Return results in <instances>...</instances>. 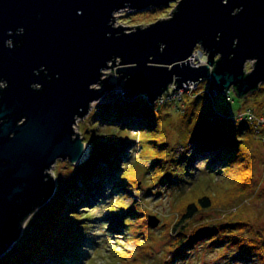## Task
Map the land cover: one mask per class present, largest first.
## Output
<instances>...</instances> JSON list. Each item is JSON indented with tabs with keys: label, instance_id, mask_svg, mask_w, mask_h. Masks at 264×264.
<instances>
[{
	"label": "water",
	"instance_id": "1",
	"mask_svg": "<svg viewBox=\"0 0 264 264\" xmlns=\"http://www.w3.org/2000/svg\"><path fill=\"white\" fill-rule=\"evenodd\" d=\"M171 1L167 18L114 25L120 9ZM197 47L206 63L191 62ZM113 69L129 99L208 79L244 97L264 82V0H0V255L54 193L56 160L79 163L74 124L114 88Z\"/></svg>",
	"mask_w": 264,
	"mask_h": 264
},
{
	"label": "rangeland",
	"instance_id": "2",
	"mask_svg": "<svg viewBox=\"0 0 264 264\" xmlns=\"http://www.w3.org/2000/svg\"><path fill=\"white\" fill-rule=\"evenodd\" d=\"M175 5L176 2L171 1L169 5L120 9L115 12L114 25L146 26L169 17ZM252 65L253 62H247V71L252 69ZM113 70L114 74L109 78L110 83L115 84L114 88L107 91L101 99L91 102L88 113L77 118L74 129L89 144V155L92 151L93 156L95 150L99 148V142H111L113 134L120 135L121 137L118 136L117 139L120 138L127 143L124 142L126 145L123 153H119L120 159L116 162L118 169L112 171L110 176L106 175L103 181L97 178L96 184L100 183V186L93 183L88 191H79L72 199H67L76 206L66 208L69 214L65 217L86 219L71 224L76 225L77 233L68 234L65 231L71 241L65 243L70 259L64 258L58 262L51 260L44 264H167L163 261L169 238L167 232L171 225L180 219V214L184 212L187 204L191 202L198 204L197 199L202 195H209L212 205L208 209L198 207V212L186 225L187 233L206 227L216 230L232 222H242L248 226H236L232 232L233 237L239 239L257 236V243H264V142L262 140L261 142L257 135L255 138L252 133L255 124L237 118L238 113L247 109L260 110L259 101L264 99V82L258 89L244 97H238L233 88L222 92L212 82L213 96L203 93L198 100L196 106L202 112L227 116L236 121L235 126H241L243 123L250 126L245 127L237 137L242 141L241 147L245 150L246 158L241 160L239 157L236 159V162L240 159L238 163L226 169L223 164H217V161L216 164L209 165L208 155L196 157L192 166H189L190 161H183L184 156L191 152L189 141L193 139L198 124L197 114L188 115L193 108L191 101L195 98L193 95L196 92L209 87L205 81L200 83L199 89L197 84L193 89L185 87L175 91L176 93H172L176 84H170L168 91L171 92L166 91L165 95L163 94L164 101H157L159 98L155 101L163 105L168 103L158 106L159 111L147 109L152 115L149 119L154 123V128H140V124L136 122L134 126L124 128L119 133L120 129L114 130L115 128L103 122L99 123L98 118H95L102 105L113 101L114 104L123 107L140 104V107L145 109L146 100L142 95L126 98L124 80L116 74L115 69ZM111 71V68L105 69L104 77ZM119 79L120 84L117 83ZM93 86L100 87L99 84ZM89 155L80 163H71L68 159L62 158L56 160L49 169L56 182L54 193L27 217L21 235L0 257L7 256L13 249L29 247L32 238H35L39 229L43 227V211L45 212L43 209L54 198L58 184L64 182L66 185L69 182L74 187L77 183L71 179L82 174L84 169L92 168V164L87 163ZM211 160L210 162H213V158ZM248 163L250 166L246 165ZM128 172L136 174L142 189L125 186L129 189L125 191L119 186V178ZM240 174L247 179L251 178V181L242 183L244 176ZM77 180L79 184L82 183L81 178ZM160 180L166 183L155 188ZM152 185L153 188L147 193L144 188ZM135 201L140 202L142 208L148 211L137 218H140V221L136 222L129 214L115 208L120 202L129 205ZM148 215L158 217L157 226L152 227L149 224ZM129 218L132 220L129 221ZM210 241L197 245L172 264H264V260L261 261L256 256L243 254L244 249H237L234 245L230 247L227 243L220 245V236L212 239V246ZM24 255L27 256L28 253L24 252ZM13 261V258L10 259V264H17ZM35 261L32 263L21 261L24 263L19 264H38V261ZM7 262L9 264V261Z\"/></svg>",
	"mask_w": 264,
	"mask_h": 264
},
{
	"label": "trees",
	"instance_id": "3",
	"mask_svg": "<svg viewBox=\"0 0 264 264\" xmlns=\"http://www.w3.org/2000/svg\"><path fill=\"white\" fill-rule=\"evenodd\" d=\"M204 81L209 87L205 88L201 92H196V94L193 95L195 98L191 101L193 108L188 115L197 114L198 124L196 126L197 129L193 139H190L189 141L191 152L184 156L183 161H190L189 166H192L196 157L199 155L202 157L208 155L210 156L209 165L216 164L217 161V164H223L226 169L229 166L230 169L235 165V163L240 161L239 159V161L236 162V159L241 157V160H244V158H246L245 150L241 147L242 141L237 137L243 132L245 127L248 128L250 126H247L245 123L241 124V126H235L236 121L227 116L217 113H215V115H211L208 112L204 113L201 109H197L196 105L203 93L213 96L210 82L208 83V81ZM201 82L198 83L197 89H199ZM142 97L146 100L145 109H142L140 104L134 107H123L121 105L114 104L112 101L102 105L100 111L95 114V118H98L99 123L103 122L105 125L115 128L114 130L120 129V131H118L119 133L124 128L134 126L136 122L140 124V128H154V123L151 119H149L152 115L148 113L147 109L159 111L160 108H158V106H164L168 102L164 103V105L160 103L158 104L157 102L149 103L148 99L144 95H142ZM259 106L260 108L264 106V99L259 101ZM161 116L162 115H160V117ZM251 131L256 138L257 134L255 133V129H252ZM118 136L121 137L120 135L113 134L110 138L111 142H99V148L95 150L96 153L94 156L92 155V151L90 152V158L87 163L90 162L92 164V168L89 170L84 169L82 174L80 173V175L71 179L73 182L77 183L74 187L70 185L69 182L66 185L64 182H60L58 184L57 192L55 193L54 198L51 199L49 204H47L43 209L45 210V212L43 211V227L39 229L38 235L35 238H32L29 247L25 246L13 249L7 256L0 257V264H7V261H9L10 264V259L12 258L14 259L13 262H17V264L21 261H29L32 263V261L36 260L38 261V264H44L46 262H50L51 260H57L58 262L63 261L64 258L70 259L65 243H71L68 238V234L78 232V230H75L77 228L75 227L76 225L71 224L80 223V221L86 218L78 220L74 219V216L65 217L69 214L68 211H66V208H74L76 206L68 202L69 200L67 199H72L74 196L79 194V191H88V189L91 188L90 185L93 186V183L96 184V182H98L97 178H100L103 181V178H105L106 175L109 174L110 176L112 171L118 169V163L116 162L120 159L119 153H123V150L125 149L124 145L127 143L126 141H122L120 138L117 139ZM259 140L261 141V139ZM124 142L126 143L124 144ZM212 158L213 162H210ZM164 161L166 162V160ZM240 165L241 164H239V166ZM246 165L250 166L249 163ZM79 178H81V184L78 183L77 179ZM119 181V186L125 191H129V189L125 186L143 188L139 185L140 179L138 177L136 178V174L134 175V173L128 172L127 174H124L119 178ZM242 181V183H245L246 181L250 182L251 178L247 179V177L244 176ZM165 183L166 182H164V180H160V183H158L155 188ZM96 185L100 186V183H97ZM152 188L153 185L144 189L148 193ZM146 192H144L145 196H147ZM197 200L198 204H195L194 202L187 204L184 212L180 214V219L175 221V223L171 225L170 230L167 232L169 238L167 240L166 257L163 260L165 263L172 264L175 260L183 258L186 252L193 250L197 245H200L207 240H211L210 245L212 246V239L216 236H220V245L223 243H227L230 247L234 245L237 249H244L242 252L243 254L248 253L249 256H256L259 260H264V243H257V236L249 238L240 237L239 239L237 237H233V229L238 225L248 226L246 223L232 222L227 225L220 226L216 230L206 227L187 233L186 225L198 212V207L208 209L212 205L209 195H202ZM80 201L82 202V200ZM120 203L119 205H115V208L117 207L120 212L129 214V216L132 217V219H135L136 222L140 221V218L137 219L138 217L148 212L145 208H142L140 202L135 201V203L132 202V204L129 205H125L124 203H121L120 205ZM132 219L129 218L128 220L131 221ZM143 220L145 221L146 219ZM237 228L240 230L239 227ZM65 231H67L68 234ZM225 233H229L231 235ZM252 233L254 234V232ZM216 244L217 243H215V246ZM24 252L28 253V255H24Z\"/></svg>",
	"mask_w": 264,
	"mask_h": 264
},
{
	"label": "built area",
	"instance_id": "4",
	"mask_svg": "<svg viewBox=\"0 0 264 264\" xmlns=\"http://www.w3.org/2000/svg\"><path fill=\"white\" fill-rule=\"evenodd\" d=\"M191 61L197 65L205 63L206 62L205 52L199 47L195 48L191 56ZM208 81L210 82V84L212 83L211 80H208ZM194 86L196 85H194L193 83H190L189 86H187L186 88L193 89ZM164 95L160 97L157 101L163 102ZM168 95L169 94H167V96ZM228 98L232 100L230 95H228ZM237 118L242 119V120H248L252 122L253 124H255L254 126L255 133L257 134V137H259V139H261L264 142V106H262L259 111H256L255 109H247L243 112H240L237 114Z\"/></svg>",
	"mask_w": 264,
	"mask_h": 264
},
{
	"label": "bare ground",
	"instance_id": "5",
	"mask_svg": "<svg viewBox=\"0 0 264 264\" xmlns=\"http://www.w3.org/2000/svg\"><path fill=\"white\" fill-rule=\"evenodd\" d=\"M192 62V61H191ZM193 63V62H192ZM253 91H255V90H253ZM89 150H90V146H89V144H85V146H84V152H83V156H82V158L80 159V161H79V163L80 162H82L84 159H86L87 157H88V155H89ZM24 226V225H23Z\"/></svg>",
	"mask_w": 264,
	"mask_h": 264
},
{
	"label": "crops",
	"instance_id": "6",
	"mask_svg": "<svg viewBox=\"0 0 264 264\" xmlns=\"http://www.w3.org/2000/svg\"><path fill=\"white\" fill-rule=\"evenodd\" d=\"M256 110V109H255ZM259 109H257L256 111H258Z\"/></svg>",
	"mask_w": 264,
	"mask_h": 264
}]
</instances>
